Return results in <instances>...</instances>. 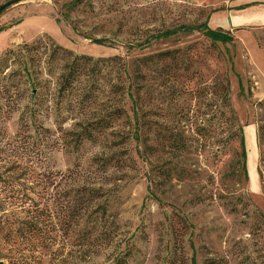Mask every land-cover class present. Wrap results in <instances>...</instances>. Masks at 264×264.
Returning <instances> with one entry per match:
<instances>
[{
  "label": "rangeland",
  "instance_id": "1",
  "mask_svg": "<svg viewBox=\"0 0 264 264\" xmlns=\"http://www.w3.org/2000/svg\"><path fill=\"white\" fill-rule=\"evenodd\" d=\"M237 1L0 0V264H264V33L155 38Z\"/></svg>",
  "mask_w": 264,
  "mask_h": 264
},
{
  "label": "crops",
  "instance_id": "2",
  "mask_svg": "<svg viewBox=\"0 0 264 264\" xmlns=\"http://www.w3.org/2000/svg\"><path fill=\"white\" fill-rule=\"evenodd\" d=\"M236 5L239 10L233 8H224L217 14L218 24H212L209 20V27L215 29L220 27L231 33L237 32L244 28H255L257 32L264 33V0H243L237 1ZM232 35V34H231ZM249 37V36H248ZM250 45L256 46L258 50L264 51V35L263 37L248 38ZM257 44H260L258 47Z\"/></svg>",
  "mask_w": 264,
  "mask_h": 264
},
{
  "label": "trees",
  "instance_id": "3",
  "mask_svg": "<svg viewBox=\"0 0 264 264\" xmlns=\"http://www.w3.org/2000/svg\"><path fill=\"white\" fill-rule=\"evenodd\" d=\"M12 3H14V2H12ZM3 9L4 8L0 9V13L2 12ZM0 29H1V31H3L5 28L2 27ZM192 31L202 32V34L206 38L210 39L212 42L228 43V42H231L233 40V37L228 30H224L220 27L212 29L208 26L207 22H204V23H201L198 25H190V26L189 25H183V26H180V27L172 29V30H166V31L158 34L157 36H155V38H166V37L174 35L178 32L189 33ZM66 75L68 77L69 73ZM63 77H64V75H63ZM243 155L245 156L244 151H243ZM2 221H3L2 217L0 216V222H2Z\"/></svg>",
  "mask_w": 264,
  "mask_h": 264
},
{
  "label": "water",
  "instance_id": "4",
  "mask_svg": "<svg viewBox=\"0 0 264 264\" xmlns=\"http://www.w3.org/2000/svg\"><path fill=\"white\" fill-rule=\"evenodd\" d=\"M11 4H12V2H7V3L3 4V5H1V6H0V9H2V8H6V7H8V6L11 5Z\"/></svg>",
  "mask_w": 264,
  "mask_h": 264
}]
</instances>
